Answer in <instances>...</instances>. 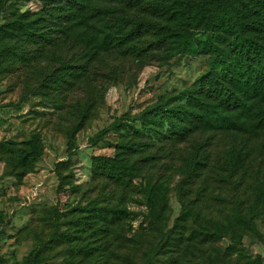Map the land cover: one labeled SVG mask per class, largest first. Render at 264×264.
Listing matches in <instances>:
<instances>
[{
	"label": "rangeland",
	"instance_id": "1",
	"mask_svg": "<svg viewBox=\"0 0 264 264\" xmlns=\"http://www.w3.org/2000/svg\"><path fill=\"white\" fill-rule=\"evenodd\" d=\"M92 4L119 10L115 0H93ZM140 4L128 9V14L144 27L138 46L148 49L142 56L115 49L91 53L85 42L61 38L41 56L31 54L30 61L1 69L0 264H115L112 245V252L99 246L91 207L125 205L130 213L115 227L120 234L130 235L147 222L141 188L157 183L169 187L162 232L172 229L182 214L176 187H190L191 205L202 216L227 224L235 210H241L255 223L253 229L223 228L221 237L212 243L219 264H264V209L253 218L246 211L264 183V129L251 135L194 132L184 141L156 135L152 115L167 127V112L185 104L188 91L197 88L196 79L208 71L210 55L178 53L168 43L164 51L151 48L158 25L172 24L160 5L169 8L176 2L144 0ZM38 8L34 0H5L0 26L19 13L31 17ZM203 37L202 32L193 31L190 41ZM84 60L89 63L86 74L67 76V85L47 80L50 73L60 71L61 61L79 64ZM136 128H145L146 134L135 137ZM31 138L39 141L41 151L31 162V170L24 173L18 164L24 162L23 151L18 149ZM129 139L139 143L131 152L139 169L132 177L135 187L130 190L129 185L122 196L123 185L102 175L104 170L94 158L130 156L123 148ZM198 142L208 155L209 169L189 184L180 174L183 158ZM232 146L249 153L246 164L221 170L216 165H223L226 150ZM198 184L204 185L205 194L194 199ZM187 220L186 235L200 229L198 219ZM231 245L236 250L229 253ZM116 255L121 260L122 255ZM158 258L164 262V257Z\"/></svg>",
	"mask_w": 264,
	"mask_h": 264
},
{
	"label": "trees",
	"instance_id": "2",
	"mask_svg": "<svg viewBox=\"0 0 264 264\" xmlns=\"http://www.w3.org/2000/svg\"><path fill=\"white\" fill-rule=\"evenodd\" d=\"M3 1L0 0V7ZM34 1L38 2L39 8L31 17L19 13L0 26V71L16 62L30 61L31 54L41 56L46 49L56 46L61 38L79 44L85 42L91 53H97L100 49H115L142 56L148 49L138 46L144 27L128 14V9L139 7L144 0H115L119 9L116 11L112 6H95L93 0ZM174 1L176 4L170 9L160 5L167 22L172 24L158 25L157 35L150 47L164 51L168 49V43L178 53L208 54L210 67L196 79L197 88L188 91L185 104L167 112V127L158 123V118L152 115L150 121L158 128H154L156 135L166 140L184 141L194 132L220 130L251 135L264 129V0ZM100 20L103 22L100 23ZM193 31L202 32L204 37L194 39L192 43ZM88 67L89 63L85 60L79 64L61 61L60 71L50 73L47 80L61 86L67 85V76L77 78L86 74ZM44 83L45 80L39 85ZM154 129L148 127L150 131ZM72 133L73 129L70 135ZM145 134V128L134 131L137 138ZM22 144L24 147L18 150L23 151L21 159L24 162L19 160L18 164L20 171L25 173L31 170V162L40 155L41 146L34 138ZM202 144L198 142L193 145L190 153L183 158L184 167L180 174L183 179H188L189 184L192 181L195 183L209 169V162L206 161L208 155L201 151ZM138 145L134 139L125 141L123 148L130 155L127 157L94 158L98 168L104 170L102 175L123 185L125 192H122V196L126 195L129 185L130 190L132 186L135 187L132 177L139 168L132 160L131 152L138 149ZM248 157L249 153L242 148L232 146L226 150L223 165L216 166L221 170L240 169L245 166ZM202 184L195 189L194 199L205 194ZM168 188L162 183L141 188L147 222L130 235L120 234L115 227L130 213L125 205L91 207L90 217L97 224L94 230L101 242L99 246L112 252L109 247L112 245L115 264H219L215 252L217 247L212 243L221 237L223 228L227 225H235L237 229L255 227L252 219H246L241 210H235L227 224L202 216L191 205L190 187L179 186L176 190L182 214L174 220L172 229L170 227L162 232L161 222L168 216L165 205ZM261 209H264V183L257 188L246 211L249 218H253ZM191 216L194 220L198 219L201 226L199 230H189L186 235L187 219ZM230 249L236 250L232 245L227 248L229 253ZM121 250H124V254ZM116 254L122 255L121 260ZM160 255L164 257V262H159ZM137 256L140 259L135 261ZM32 264H36V261Z\"/></svg>",
	"mask_w": 264,
	"mask_h": 264
}]
</instances>
